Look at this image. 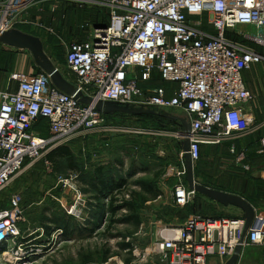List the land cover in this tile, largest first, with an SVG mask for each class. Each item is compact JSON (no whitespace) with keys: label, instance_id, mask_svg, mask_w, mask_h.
Listing matches in <instances>:
<instances>
[{"label":"built area","instance_id":"built-area-1","mask_svg":"<svg viewBox=\"0 0 264 264\" xmlns=\"http://www.w3.org/2000/svg\"><path fill=\"white\" fill-rule=\"evenodd\" d=\"M88 2L0 0V35L30 25L34 8L47 5L56 14L64 3L83 7ZM105 7V25L89 22L86 40L68 47L65 62L80 98L58 90L45 74L13 75L9 80L15 90L0 91V195L49 151L101 129L107 116L96 109L99 102L182 110L188 124L179 141L187 143L191 167L199 161L202 147L219 146L252 130L253 96L243 73L264 63V54L231 43L226 32L249 26L257 32L243 39L264 47V0H107ZM135 71H142L145 80ZM151 75L172 90L140 87ZM82 98L90 103L82 104ZM184 156L183 151L181 159L187 163ZM243 158L240 155L238 161ZM67 181L73 178L64 185ZM172 195L177 207L196 197L182 182L173 187ZM8 203V210L0 209V244L20 237L21 198L12 195ZM244 228L243 218L192 215L179 228L165 229L150 255L163 264H207L211 257L228 260L237 247L264 245V217L254 214L245 235ZM21 246L18 243L16 249Z\"/></svg>","mask_w":264,"mask_h":264},{"label":"rangeland","instance_id":"rangeland-1","mask_svg":"<svg viewBox=\"0 0 264 264\" xmlns=\"http://www.w3.org/2000/svg\"><path fill=\"white\" fill-rule=\"evenodd\" d=\"M106 2L89 0L83 7L77 3H64L56 14L47 5L32 9L31 24L22 29L39 38L42 48L34 56L29 51L0 44L1 89L13 88L15 84L9 79L17 74L49 75L57 70L71 81L72 74L65 63L68 47L87 34L90 15L107 19ZM203 26H207L206 20ZM238 29L246 34L257 32L251 27L248 31L242 27ZM134 74L145 80L142 71ZM142 82L140 87L143 89L162 86L157 75H151L148 83ZM251 106L256 124L264 123V118ZM133 107H143L149 114L107 116L101 129L90 137L62 145L71 151L77 171L65 168L59 171L54 166L47 168L44 155L0 195L1 210L9 209L8 201L12 195L21 198L17 221L20 237L15 242L7 239L0 244V248L3 247L0 264H126V261L151 264L152 259L158 260L156 257L148 259L146 250L165 229L179 228L192 215L211 220L242 214L202 197L194 198L185 207H177L172 204L171 195L178 182L190 186V181H194L200 186L215 188L212 190L221 191L216 189L218 186L242 195H246L247 188L251 193L264 195L261 193L264 186L261 178L264 177V124L250 135H235L219 146L202 147L199 161L189 167L181 159L183 142L179 141L186 131V114L179 109H151L139 104ZM261 115L264 117V113ZM104 142L108 143V148L103 147ZM231 144L236 154L229 152ZM241 152H245L246 158L238 161ZM99 168L105 169L104 172L112 171L123 188L115 194L95 198L90 184ZM70 178L73 181L64 185L63 181ZM72 187L75 191L70 190ZM146 189L152 194L157 193L155 199L145 192ZM144 198L147 202L142 201ZM127 205H132L138 215L139 227L131 220L127 222L132 216ZM260 208L254 214L263 218L264 200ZM49 220L67 226L65 233L54 232L57 228ZM44 225L52 229L48 237L42 230ZM36 240L38 243H34ZM18 243L23 246L16 249ZM4 250H8L10 256L3 257Z\"/></svg>","mask_w":264,"mask_h":264},{"label":"crops","instance_id":"crops-1","mask_svg":"<svg viewBox=\"0 0 264 264\" xmlns=\"http://www.w3.org/2000/svg\"><path fill=\"white\" fill-rule=\"evenodd\" d=\"M62 5H64V4H62ZM60 9L61 8L59 7V11L58 12H60ZM62 18H64V16H62ZM88 19H89L88 22H90L94 26L105 25V20L106 19L103 16L100 18L99 15L93 14V15H90L88 17ZM240 27L244 28L245 31H248L247 29L249 28V26H238V28H240ZM22 28L23 27L19 28L18 30H20V31H22L24 33H27ZM238 28L236 30L232 31V32L228 31L229 32L228 34L226 32V34H227L226 35V38L227 37L230 38L231 40L228 39V38L227 39L231 43H233L235 45H238L240 48H243L244 49L245 47H250V48H253L254 50H256L258 53L264 54V47L254 45L252 43H248L246 40L243 39V35L246 34V33H243L242 30L240 31ZM247 34H249V33H247ZM86 36H87V34L85 36H83L82 39H77V40L73 41L72 43H74V42H83V41L86 40ZM8 48H10V47H8ZM11 49H13V48H11ZM14 50H18V49H14ZM261 50H263V52ZM63 79L65 80L66 84H68L69 86L75 88V82H74L75 77H73V75H72V80L71 81L68 78H64L63 77ZM243 80L245 82L246 88L249 90V92L253 96V101L251 102V105H253L254 109H256L255 111L257 112V114L260 115V117L263 119L264 117L261 114L264 113V63L258 64V65H254V66H252V68L250 70L245 71L243 73ZM161 84H162V86H166V88H167V90L169 92L173 88V86L164 85L163 83H161ZM7 89H5V90H7ZM11 89L15 90V85ZM0 91H4L3 89H1V85H0ZM250 110L252 111V106H250ZM252 113H253V115L255 114L254 111ZM254 118H255V122H254L253 128L246 135H250L253 132H255V130H259V128H261V125L264 124V123H258V124H256V117L254 116ZM228 147L230 148L229 149V152H230L231 149H234L235 150V154H236V149H235V147H234L233 144L229 145ZM239 154L243 155V157L246 158L245 152H241ZM261 178H262V181L264 182V177H261ZM192 182H193V184H196L194 181H192ZM187 186L190 188L189 185H187ZM216 187H217L216 189H219L221 191L229 192V194L231 193V194L237 195V196L240 195V194H238L234 190H222L218 186H216ZM206 188H208V187H206ZM211 188L212 189H215L212 186H211ZM261 193H264V186L261 189ZM255 194L257 196L256 197H253V202L251 204L248 202L250 204V206L253 208V212L254 213L257 210H261L260 206H261L262 201L264 200V195H258L257 193H255ZM199 196L202 197V198H204V199L206 198V197L201 196V195L198 194V197ZM239 197H241L242 199L245 200V198H243L244 196L242 197V195H241ZM207 199L208 198H206V200ZM171 201H172V204L174 205L173 195H171ZM209 201L212 202V203H214V204H216L217 206L222 207V208H225V209L226 208L227 209H230L231 208L233 210L240 211L239 209H237L235 207H232V206L223 207V206H221V205H219V204H217V203H215V202H213L211 200H209ZM240 212L242 214L239 217H235V218H243L244 219L243 212L242 211H240ZM260 212L262 213V211H260ZM216 219H218V218H216ZM161 234H163V232ZM161 234L159 235V237H161ZM157 239H159V238H157ZM155 240H153V241L155 242ZM154 242L148 248V250H146V253L148 252L146 254L148 259L154 258L153 256L150 255V248L153 246ZM156 258L158 260L157 262H155L152 259L150 263L151 264H153V263L163 264V263L160 262V258L158 256H156ZM227 261L228 260L222 259V258H219V257H211V258H209L207 260V264H226ZM235 264H264V245H262V246H248V247H245V248L241 249L240 256H239V258H238V260L236 261Z\"/></svg>","mask_w":264,"mask_h":264},{"label":"water","instance_id":"water-1","mask_svg":"<svg viewBox=\"0 0 264 264\" xmlns=\"http://www.w3.org/2000/svg\"><path fill=\"white\" fill-rule=\"evenodd\" d=\"M0 44L13 49L29 51L34 56H36L38 54V51L41 50L42 48L41 41L39 38L30 35L28 33H24L18 29H12L1 34ZM48 76L50 77L52 84L58 90H60L61 92L67 95H75L76 99L80 98L81 95L75 92V88L66 84L65 80L63 79L61 74L57 72V70L55 71L53 70ZM80 101L82 104L85 105L90 103V100L86 98H82ZM96 109L106 116H111L115 114L134 115V116L149 114V111L144 110L143 107L134 108L133 105L118 106L115 103H111V102H99L96 104ZM182 147H183V151L185 152L184 158L187 160L188 159L186 155L187 143H183ZM187 164L189 167H191V164L188 160H187ZM188 177L190 180L191 178L190 171L188 172ZM190 188L196 194L204 196L223 207L232 206L242 211L245 220V228H244V235H245L254 217L253 208L250 206L248 202H246L244 199H242L237 195L212 190L204 186H200L198 184H193V182L191 181H190ZM240 253H241V249L237 247L234 251V254L232 255V257L228 259L226 264H235L240 256Z\"/></svg>","mask_w":264,"mask_h":264},{"label":"trees","instance_id":"trees-1","mask_svg":"<svg viewBox=\"0 0 264 264\" xmlns=\"http://www.w3.org/2000/svg\"><path fill=\"white\" fill-rule=\"evenodd\" d=\"M108 146L106 147V142L103 143L104 148H108ZM45 159L46 161L51 163V165L54 166L56 170H59V171L62 170L60 168H65L67 170H72V171H77L78 169L77 165L75 164V159L71 151L67 147H64V146H59L49 151L46 154ZM104 170L105 169H102V168L96 169L93 175V181H92L93 183L90 184L93 193L96 195L95 198L106 197L108 194H111V193L115 194L116 191H119L120 189L123 188V186L121 185L122 183L119 180H116L114 175L111 173L112 171L104 172ZM145 192L148 193L152 199L153 198L155 199L156 194H157L156 192L152 194V191H149L148 189H146ZM241 195L242 194L240 193L239 196ZM256 196H257L256 194L251 193L250 190H248L247 188H246V195H242V197L245 198V200L249 202L250 204L253 202V197H256ZM196 197H198V194H196ZM142 201L147 202V199L144 198ZM127 206H129L128 209L132 213V216L130 217V219L127 220V222L131 220V223L133 222L136 227H139L140 222H139L138 215L135 214V210L133 209V207H131L132 205H127ZM110 207H112V205ZM111 210L114 211L113 208ZM49 222L54 223V228H57V229H53L54 232L57 230H60L65 233V231L67 230L66 229L67 226L65 227L62 225H58L57 221L49 220ZM42 230L43 232H45L47 237L51 235L52 229H50V227H48L47 225H44L42 227ZM35 242L38 243L37 240L34 241V243ZM2 249L3 247L0 248V250ZM5 251H8V250H4L3 252ZM129 263H130L129 261H126V264H129Z\"/></svg>","mask_w":264,"mask_h":264},{"label":"bare ground","instance_id":"bare-ground-1","mask_svg":"<svg viewBox=\"0 0 264 264\" xmlns=\"http://www.w3.org/2000/svg\"><path fill=\"white\" fill-rule=\"evenodd\" d=\"M4 253H5V254L2 255L3 257H8V256H10V253H9L8 251H5Z\"/></svg>","mask_w":264,"mask_h":264}]
</instances>
